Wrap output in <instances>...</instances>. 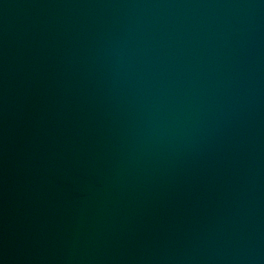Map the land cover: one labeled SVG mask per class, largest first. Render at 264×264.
Masks as SVG:
<instances>
[{
	"label": "water",
	"instance_id": "obj_1",
	"mask_svg": "<svg viewBox=\"0 0 264 264\" xmlns=\"http://www.w3.org/2000/svg\"><path fill=\"white\" fill-rule=\"evenodd\" d=\"M0 264H264V0H0Z\"/></svg>",
	"mask_w": 264,
	"mask_h": 264
}]
</instances>
